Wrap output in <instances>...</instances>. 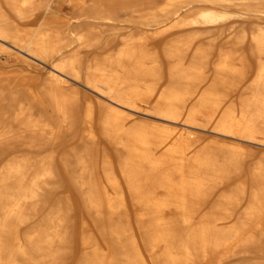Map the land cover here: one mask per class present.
Here are the masks:
<instances>
[{
    "label": "bare ground",
    "instance_id": "bare-ground-1",
    "mask_svg": "<svg viewBox=\"0 0 264 264\" xmlns=\"http://www.w3.org/2000/svg\"><path fill=\"white\" fill-rule=\"evenodd\" d=\"M253 145L264 0H0V264H264Z\"/></svg>",
    "mask_w": 264,
    "mask_h": 264
},
{
    "label": "rangeland",
    "instance_id": "rangeland-1",
    "mask_svg": "<svg viewBox=\"0 0 264 264\" xmlns=\"http://www.w3.org/2000/svg\"><path fill=\"white\" fill-rule=\"evenodd\" d=\"M71 4L68 1H61V8L62 11L60 12V20H67L70 17H72L74 14L71 10ZM111 32H105L103 34L104 39L108 38L110 36ZM40 67V69L38 71H40L42 73V75L44 76L45 73L47 72L48 66L45 63L39 64L38 65ZM18 69H26V67L22 66V65H18L17 66ZM24 67V68H22ZM81 86V90L84 94V92H88L91 94V92H89L90 90L88 88H86L83 85ZM88 90V91H87ZM143 118L148 121L151 122L152 117L151 116H147V115H143ZM66 138H69L66 137ZM253 148L251 149V151L247 154V156H245V163L243 164V171L241 174H236L235 177L227 184H219L216 187V194L218 195L222 190L230 188V187H234L238 182H240L241 180H244L246 178V173L250 171L253 167L254 164L259 162L261 160V158L264 156V147L263 146H259V145H253ZM57 177L58 178H62L65 180V178H68L64 171L57 166ZM60 195V194H58ZM57 196V195H56ZM80 255V252H78V256ZM240 258H237L236 256L233 257L232 259H226V260H222V261H215L213 264H239L241 263V261L239 260ZM70 264H74L73 262Z\"/></svg>",
    "mask_w": 264,
    "mask_h": 264
}]
</instances>
